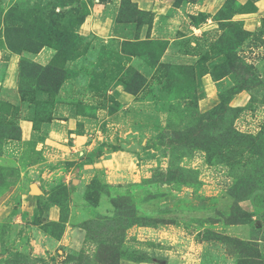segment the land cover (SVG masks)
I'll return each instance as SVG.
<instances>
[{"label":"rangeland","instance_id":"rangeland-1","mask_svg":"<svg viewBox=\"0 0 264 264\" xmlns=\"http://www.w3.org/2000/svg\"><path fill=\"white\" fill-rule=\"evenodd\" d=\"M130 263L264 264V0H0V264Z\"/></svg>","mask_w":264,"mask_h":264},{"label":"crops","instance_id":"crops-1","mask_svg":"<svg viewBox=\"0 0 264 264\" xmlns=\"http://www.w3.org/2000/svg\"><path fill=\"white\" fill-rule=\"evenodd\" d=\"M50 214L51 216H54L56 219L58 218L57 216L59 215V210L56 207H52L50 210ZM130 264H134V263H130Z\"/></svg>","mask_w":264,"mask_h":264}]
</instances>
